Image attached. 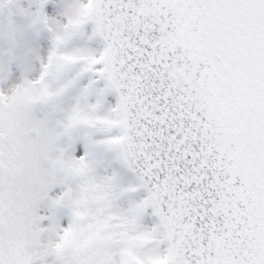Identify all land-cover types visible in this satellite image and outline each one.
<instances>
[{"label": "snow or ice", "instance_id": "1", "mask_svg": "<svg viewBox=\"0 0 264 264\" xmlns=\"http://www.w3.org/2000/svg\"><path fill=\"white\" fill-rule=\"evenodd\" d=\"M0 264H264V0H0Z\"/></svg>", "mask_w": 264, "mask_h": 264}]
</instances>
